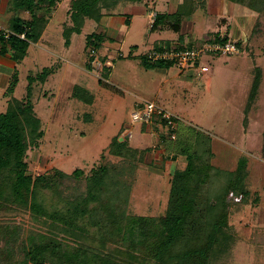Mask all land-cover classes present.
<instances>
[{
    "label": "rangeland",
    "instance_id": "rangeland-1",
    "mask_svg": "<svg viewBox=\"0 0 264 264\" xmlns=\"http://www.w3.org/2000/svg\"><path fill=\"white\" fill-rule=\"evenodd\" d=\"M69 1L60 0L56 14L53 10L57 7L52 9L39 41L30 43L23 60H13L12 52L0 54V114L10 102L29 93L42 120L44 136L27 151L29 171L50 180L58 178L60 190L73 198L87 189L93 169L100 165L125 168L122 177L130 185L128 214L160 217L166 213L173 174L187 165L181 146L208 136L215 167L235 171L239 160L247 159L246 186L250 191L246 202L230 205L228 223L235 241L218 264H264V1L254 30L240 41L241 52L202 55L210 66L202 75L194 68L181 70L174 65L147 67L139 54L153 47L200 48L209 42L205 18L210 6L219 5L218 0H208L209 5L206 0L203 6L199 0L201 8L183 21L185 25L195 23V31L189 32L185 26L181 39L171 28L150 32V12L146 4L138 2L126 36L125 25L114 23L109 28L103 21L87 20L80 33L70 35L67 45L64 29L72 24ZM143 2L153 5V0ZM154 2L157 10L168 4L167 0ZM24 5L0 0V26L9 28L11 18L17 15L31 19L32 10ZM125 6L126 2H120L112 13ZM222 21L225 19L218 24ZM95 31L110 38L92 58L87 36ZM135 45L137 49H133ZM131 51L134 57H129ZM109 61L113 63L110 67L106 66ZM258 74L259 89L250 102ZM74 90L88 92L93 103L76 98ZM149 101L177 117L180 131L175 130V139L163 136L170 134L167 125L144 127L143 122H132V112ZM119 134V139L127 140L126 156L111 151ZM77 168L84 171L78 177L53 173L58 169L72 174ZM0 225L17 226L18 241L27 244L29 236L51 228L46 219L35 217L28 209H0ZM2 246L0 241V249ZM14 256L16 262L22 258L19 253ZM7 261L1 259L0 264H9Z\"/></svg>",
    "mask_w": 264,
    "mask_h": 264
},
{
    "label": "trees",
    "instance_id": "trees-1",
    "mask_svg": "<svg viewBox=\"0 0 264 264\" xmlns=\"http://www.w3.org/2000/svg\"><path fill=\"white\" fill-rule=\"evenodd\" d=\"M15 1L32 10V18H11L9 28L17 34L25 32L26 38H2L0 54L12 52L11 57L18 62L27 56L30 43L39 41L59 0ZM142 1L70 0L72 24L64 29L66 44L70 43L72 33L82 31L87 20L100 22L104 10L111 11L120 2ZM201 1L203 6L205 0ZM230 1L261 12L264 0ZM199 4V0H183L175 12L156 13L151 31L166 27L180 32L184 17ZM107 39L103 32L95 31L88 34L87 45L101 48ZM210 41L225 43L229 37L216 33ZM132 51L129 57H134ZM139 56L147 67L173 66L171 62H151L145 53ZM259 82L260 74L254 80L250 102L257 96ZM87 93L74 90L73 94L92 104L93 97ZM173 119L177 122V117ZM159 120L160 124H154L156 128L167 125L166 120ZM177 130L179 134L178 126ZM171 133L172 130L163 136L170 137ZM43 136L42 120L29 93L10 102L0 114V209H28L35 217L46 219L51 227L47 233L29 236L27 244L18 241L17 226L0 225V241L4 244L0 260L6 259L9 264H218L235 241L228 217L232 203L246 202L250 196L246 186L247 159L242 157L235 171L215 167L211 163L214 153L210 137L200 136L195 143L181 146L187 165L173 174L165 215L155 217L128 214L130 185L122 177L125 168L100 165L93 169L87 178V189L73 198L60 190L58 178L50 180L47 175L32 174L26 161L27 151L38 145ZM120 137L121 134L114 138L111 151L126 156L127 140ZM53 173L78 177L84 171L77 168L67 174L56 169ZM18 253L22 258L16 262L14 255Z\"/></svg>",
    "mask_w": 264,
    "mask_h": 264
},
{
    "label": "crops",
    "instance_id": "crops-1",
    "mask_svg": "<svg viewBox=\"0 0 264 264\" xmlns=\"http://www.w3.org/2000/svg\"><path fill=\"white\" fill-rule=\"evenodd\" d=\"M168 4L157 10L156 8V3L153 0V5H150L149 3L145 2H139L141 5L146 4V10L150 12H168L172 13L175 12L178 8V6L183 2V0H167ZM219 5L217 7L210 6L211 12L210 14L207 15L205 18L206 21V29L207 33L210 36L209 39L213 38V36L216 33H219L220 36L227 35L229 37V41H242L245 40L247 35L251 33L254 29L255 24L257 23L258 20V12L243 5L240 3H234L230 0H218ZM206 2V0H205ZM136 3L138 2H126L124 10L118 11L117 13H112L115 9L111 11L104 10V16L102 17L101 21L102 24H105L106 27H112L114 23L125 25L126 26V32L125 36L128 34L132 23H133V18H134V13L133 9L136 7ZM155 3V4H154ZM60 4V0L57 2V7L55 10H53L54 14H56L57 10H59L58 6ZM212 4L210 1L207 0V5ZM139 7V6H137ZM165 7V8H164ZM69 8H70V1H69ZM68 8V10H69ZM201 8V5H197V7L194 10H197ZM164 9V10H163ZM162 10V11H161ZM58 13V12H57ZM150 17V15H149ZM220 19H225L223 24L219 25L218 21ZM127 20L129 24H127ZM232 20V26L231 22ZM184 21V20H183ZM87 22V21H86ZM85 22V23H86ZM98 22V23H100ZM230 22V23H229ZM50 24V22H49ZM152 25V23H151ZM185 26L189 32L195 31L196 25L195 23H190L189 25H185V23H182V29L180 32H177L180 34H184L185 31ZM98 27V26H97ZM151 27V26H150ZM166 28V27H165ZM163 28V29H165ZM163 29H158V30H163ZM155 31V30H154ZM102 32V31H101ZM150 32L151 31L150 29ZM104 33V32H103ZM106 34V33H105ZM107 36V34H106ZM107 38H110V36H107ZM106 42L103 43L105 45ZM70 44V43H69ZM68 44V45H69ZM137 46V45H136Z\"/></svg>",
    "mask_w": 264,
    "mask_h": 264
},
{
    "label": "built area",
    "instance_id": "built-area-1",
    "mask_svg": "<svg viewBox=\"0 0 264 264\" xmlns=\"http://www.w3.org/2000/svg\"><path fill=\"white\" fill-rule=\"evenodd\" d=\"M156 13H151L150 17L154 20ZM12 35H18L21 38H26V33L17 34L14 30L0 26V42L3 38L4 41H8ZM241 52L240 46L235 41L217 42L209 41L205 42L200 48L197 47H153L148 49L145 54L151 62H167L172 63L174 66L181 70L187 68H194L196 73L202 75L210 71V66L201 59L204 54L214 53H230L233 55ZM91 53L96 57V49L91 48ZM95 62V59L93 60ZM106 66L110 67L113 65L112 62H107ZM103 69V68H102ZM132 122L139 123L143 122L147 125L159 123V119L166 120L167 126L172 130L171 138H176V122L173 119L174 115L162 107L156 105L154 102L149 101L142 106H138L137 109L131 114ZM158 117V118H156ZM160 124V123H159ZM161 127V125H159Z\"/></svg>",
    "mask_w": 264,
    "mask_h": 264
}]
</instances>
